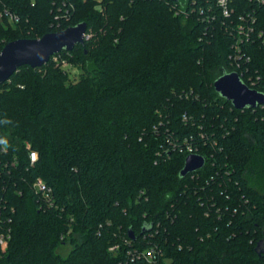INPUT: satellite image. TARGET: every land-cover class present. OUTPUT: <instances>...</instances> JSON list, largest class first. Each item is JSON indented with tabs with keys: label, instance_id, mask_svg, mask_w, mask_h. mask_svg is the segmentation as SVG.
Returning <instances> with one entry per match:
<instances>
[{
	"label": "trees",
	"instance_id": "obj_1",
	"mask_svg": "<svg viewBox=\"0 0 264 264\" xmlns=\"http://www.w3.org/2000/svg\"><path fill=\"white\" fill-rule=\"evenodd\" d=\"M193 1L214 3L0 0L19 16L0 17V51L82 21L100 29L59 53L77 80L50 58L0 84V209L14 208L0 264H148L127 252L154 242L159 264H264V107L242 111L215 90L235 37L176 13ZM258 16L264 28V6ZM249 47L244 67L264 92V46ZM188 144L206 163L182 176Z\"/></svg>",
	"mask_w": 264,
	"mask_h": 264
},
{
	"label": "built area",
	"instance_id": "obj_2",
	"mask_svg": "<svg viewBox=\"0 0 264 264\" xmlns=\"http://www.w3.org/2000/svg\"><path fill=\"white\" fill-rule=\"evenodd\" d=\"M248 1L249 5L244 4L241 0H214V3H208L207 6L198 5L195 1H193L190 3V5H187V7L190 8L189 10L187 8L183 10L177 9L176 13H183L186 17L197 16L199 20L205 23L206 31L208 32L215 30L217 23L221 22L220 25L224 31L234 35L235 37V41L232 44L233 52L230 54V65L234 67L231 71L237 72L245 84H247L250 88L256 89L254 87L257 81L255 76L260 77L259 70L253 69L249 66L244 67L248 62H250L252 58V54L245 49V46H250V50H252L256 44L264 46V28L259 26L260 17L258 16L259 9L264 6V0ZM3 16H7L9 21L13 24L19 21L18 14L10 11L8 8H4L2 11H0V17ZM93 35L94 33L89 31L87 26L85 32V41L92 38ZM260 39L262 42L260 41V44H258ZM60 52L51 56L53 62L65 71H71V68H69V60L61 56V54H59ZM245 75L246 77H244ZM258 106L264 107V104H260ZM245 109L246 108L240 110L244 111ZM184 118L187 119V115H185ZM28 148L30 149L31 146L28 145ZM179 151L184 152L186 156L191 153L201 154L189 144L186 148H181ZM28 152L30 164L35 165L39 159L38 151L30 149ZM204 166L205 164L203 167ZM32 186L43 201L41 205L42 207L45 205L51 206L54 204L53 189L44 181L42 177L36 178L33 181ZM5 209V206L4 208L0 209V247L3 250L6 249L12 237L13 217L11 211L14 212V208H11V211ZM126 241L130 242V240L127 239ZM119 246V244H114L110 247V249L115 251L119 248ZM161 253L162 248L158 243L154 242L147 247H132L127 252V255L131 261L143 259L148 264H159Z\"/></svg>",
	"mask_w": 264,
	"mask_h": 264
},
{
	"label": "water",
	"instance_id": "obj_3",
	"mask_svg": "<svg viewBox=\"0 0 264 264\" xmlns=\"http://www.w3.org/2000/svg\"><path fill=\"white\" fill-rule=\"evenodd\" d=\"M87 26V22L82 21L37 38H17L7 42L0 51V84L8 80L22 65L43 66L55 53L62 50L71 51L77 44H84ZM214 88L239 109L256 108L264 104V92L250 88L235 71L225 72L217 77L214 80ZM204 164L203 155L188 154L180 174L185 176L195 172ZM129 235L133 239L136 238L132 230Z\"/></svg>",
	"mask_w": 264,
	"mask_h": 264
},
{
	"label": "rangeland",
	"instance_id": "obj_4",
	"mask_svg": "<svg viewBox=\"0 0 264 264\" xmlns=\"http://www.w3.org/2000/svg\"><path fill=\"white\" fill-rule=\"evenodd\" d=\"M88 29H89V31H92L94 34H97L98 31L100 30V29L98 30L97 28H95L93 26H89ZM69 62H70L69 68H71V71H69L71 73V78L77 80V78L79 77L77 74L80 72L79 65L77 63H74L73 61H69ZM257 158L259 159L260 166H261V163H262L261 158L262 157L258 156ZM70 249H71V245L69 242H67V243L61 245L58 250L61 254L66 255Z\"/></svg>",
	"mask_w": 264,
	"mask_h": 264
}]
</instances>
